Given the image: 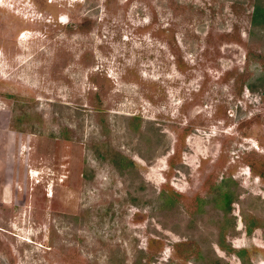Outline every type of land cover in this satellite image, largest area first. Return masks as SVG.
<instances>
[{
    "label": "rangeland",
    "instance_id": "1",
    "mask_svg": "<svg viewBox=\"0 0 264 264\" xmlns=\"http://www.w3.org/2000/svg\"><path fill=\"white\" fill-rule=\"evenodd\" d=\"M0 264H264V0H0Z\"/></svg>",
    "mask_w": 264,
    "mask_h": 264
}]
</instances>
